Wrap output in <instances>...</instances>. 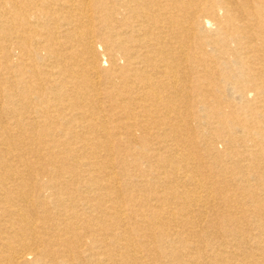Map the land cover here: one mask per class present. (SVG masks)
Masks as SVG:
<instances>
[{
    "label": "bare ground",
    "instance_id": "obj_1",
    "mask_svg": "<svg viewBox=\"0 0 264 264\" xmlns=\"http://www.w3.org/2000/svg\"><path fill=\"white\" fill-rule=\"evenodd\" d=\"M0 264H264V0H0Z\"/></svg>",
    "mask_w": 264,
    "mask_h": 264
},
{
    "label": "rangeland",
    "instance_id": "obj_2",
    "mask_svg": "<svg viewBox=\"0 0 264 264\" xmlns=\"http://www.w3.org/2000/svg\"><path fill=\"white\" fill-rule=\"evenodd\" d=\"M234 90H235V88L232 90V91H229V93L233 96V97H236L237 96V94L238 93H234ZM233 104H237L238 106L240 105V104H242V102H235V100H234V102H233ZM226 105V104H225ZM228 105V104H227ZM193 122H195L194 124H196V119L195 118H193V120H192ZM220 149H222L223 147H224V145H223V143H218V145H217ZM221 146V147H220Z\"/></svg>",
    "mask_w": 264,
    "mask_h": 264
}]
</instances>
